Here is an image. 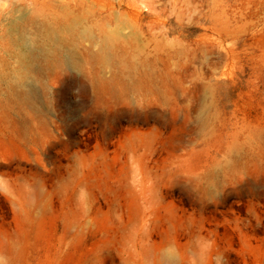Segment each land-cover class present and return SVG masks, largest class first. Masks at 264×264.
I'll list each match as a JSON object with an SVG mask.
<instances>
[{
    "label": "rangeland",
    "instance_id": "obj_1",
    "mask_svg": "<svg viewBox=\"0 0 264 264\" xmlns=\"http://www.w3.org/2000/svg\"><path fill=\"white\" fill-rule=\"evenodd\" d=\"M0 264H264V0H0Z\"/></svg>",
    "mask_w": 264,
    "mask_h": 264
}]
</instances>
